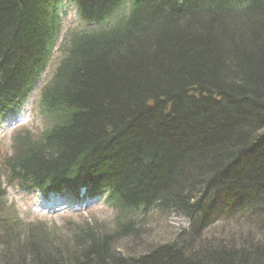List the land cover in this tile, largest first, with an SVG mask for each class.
<instances>
[{
    "label": "trees",
    "instance_id": "1",
    "mask_svg": "<svg viewBox=\"0 0 264 264\" xmlns=\"http://www.w3.org/2000/svg\"><path fill=\"white\" fill-rule=\"evenodd\" d=\"M59 1L0 0V107L27 93L43 71L55 41V18L46 13ZM71 1L86 14L95 7L98 14L112 13L124 1L130 7L105 32L79 37L42 90L48 120L53 88L66 92L68 125L54 131L44 119L39 134H16L10 155L0 161V264H264V244L248 229H263L264 238V218L245 215L258 207L264 212L260 203L211 215L208 199L189 205L170 190L183 159L204 150L216 157L222 211L220 200L234 189L264 186V0H220L223 9L214 12H232L235 29L206 23L193 9L176 24L168 18L179 7L175 0ZM146 1L154 15L145 12ZM43 37L49 44L39 43ZM192 86L197 99L188 96ZM79 165L87 182L78 180ZM101 177L109 180H96ZM7 186L46 199L60 190L78 199L84 188L92 197L107 194L111 227L93 218L69 224L60 235L40 222L24 223L4 205ZM154 210L178 213L188 227L167 243L118 252L117 240H137L140 221ZM216 215L231 232H211Z\"/></svg>",
    "mask_w": 264,
    "mask_h": 264
},
{
    "label": "bare ground",
    "instance_id": "2",
    "mask_svg": "<svg viewBox=\"0 0 264 264\" xmlns=\"http://www.w3.org/2000/svg\"><path fill=\"white\" fill-rule=\"evenodd\" d=\"M175 1L178 4L177 6H182V7L173 9L170 15L168 16V18H172L173 21L176 22V24H182L183 19L187 14L189 13L193 14L195 12L196 17L202 16V19L206 23L212 21L221 22V23L224 22L223 24L227 28H229L228 26H230V29L232 28L235 29V27H237V24L233 20H229L230 19L229 14H231L232 12L226 10L218 13L214 12L216 9H218L217 7L222 6L221 3L222 1L220 0H175ZM171 2L172 0H163L164 4H171ZM234 7L236 9L239 8L237 4H234ZM183 8L186 11H183L182 10ZM95 9L97 10V12L98 11L102 12V10H99V7L98 8L95 7ZM155 9H156L155 6H153L150 2L147 1L145 2V12L147 14L154 15V12L156 11ZM192 9L194 12L192 11ZM219 9H223V8L221 7ZM63 11H77L79 13L80 12L83 13L74 4H70L69 1L58 2L57 8H51L50 11L48 10V12L46 13L47 18L49 17L55 18L56 16H58L54 24L55 26H57V28L63 26L64 24L63 13H62ZM84 16L86 15L84 14ZM218 16H220L221 18H218ZM223 16H226V18H222ZM46 20L47 19H45L44 21ZM226 21H232V22L231 24H228ZM158 23H159L158 25H163V24L168 25L167 21H159ZM10 31H12V29ZM39 43L47 45L49 44V41L46 37L45 38L43 37L40 39ZM31 88H33L32 85L30 86V89ZM31 92H33V90H31ZM65 93L60 88L54 87L52 92L53 99L52 97H50L53 103L55 104V107L48 112V115L52 117L49 120H47V123L49 126L53 125L51 129H53L54 131L61 126L65 128V125H68L67 118L70 117L68 114V107L70 106V104L68 102L69 101L68 98L65 99L66 98ZM188 96H194L195 99L198 98V92H196V89L193 86L188 89ZM202 98H205L204 93L202 94ZM212 98H213V94H212ZM59 99L61 101H59ZM152 104H153L152 100L149 99L146 101V107L152 106ZM39 109L41 110V107ZM53 115H56V118ZM16 120L17 119H15L14 121ZM204 151H206L207 155L203 154L204 152L200 153L199 151H192L187 157L183 159V161L181 162L182 165L181 167H179L178 174L174 176V179L170 183V187H171L170 190L173 196L187 201L189 205H195L196 203L203 201L202 200L203 198H206L208 199L209 202L208 213L211 215L216 212L225 213L226 211H228V209H232L234 207H237L238 205L247 202L254 204L260 203L259 205L264 207V186L262 185L255 186L252 185L251 183H245L241 185L239 188L234 189L232 194L225 196L224 200H220L221 208L223 207V205H225V208L223 207V209H226L222 211L218 206L219 205L218 200L220 199V196L216 188L217 184L215 183L218 181L219 178L216 176V173L213 172V168H215L216 166V157H214V151L211 150H204ZM88 158L89 155H87L86 153L83 157V160H88ZM71 162H74V160H71ZM81 166L82 165H79L76 168V172L78 174V180L87 182L89 179L83 177L80 170ZM209 168L212 169L210 172H209ZM96 180L100 182H106L109 179L101 177ZM171 215L184 217L175 212L171 213ZM245 215L246 216L249 215L252 217L262 216L264 218V212H262L261 207H258L253 211H249ZM211 224H212L211 232L213 234L219 232L222 228L225 231L228 232L230 231L228 226L222 221V217L217 216L216 219H213V222ZM248 229L251 230L253 234H255L256 241H258L259 243L258 245L262 247L264 244V238L260 236H262L263 234V229H261L260 231V229L256 228L255 226H250ZM176 233L177 231L173 235H175ZM169 241L170 238L167 239L164 243H167ZM256 241L254 240L255 243ZM242 244H243L242 241L236 244L235 246L236 249L242 250L243 249ZM196 252L199 253L198 250ZM185 253L187 254L188 252ZM190 253L191 252L189 251L188 254Z\"/></svg>",
    "mask_w": 264,
    "mask_h": 264
},
{
    "label": "rangeland",
    "instance_id": "3",
    "mask_svg": "<svg viewBox=\"0 0 264 264\" xmlns=\"http://www.w3.org/2000/svg\"><path fill=\"white\" fill-rule=\"evenodd\" d=\"M66 26V24H63ZM65 27L61 29L63 32ZM45 80V78H44ZM35 115V114H34ZM15 119L11 117L9 121L3 124L0 123V161L1 157L9 153V144L11 130L20 125L23 128H29V124L34 122L32 120V115L29 112V108L20 114L18 121H14ZM37 125V122L35 123ZM39 131V130H38ZM3 132L5 133L3 135ZM36 132V131H35ZM34 132V133H35ZM9 134V135H8ZM37 200H39L36 197ZM6 205L12 206L14 209H20V215L26 218L27 221H43L45 223V227L50 229H54L57 233L63 234L62 228L69 221H79L83 219H91L97 218V222L99 220L105 222L108 227H111V213L108 209H106L103 205L97 204L93 207H90L86 211L83 209H67L61 208L58 210H51L52 208H43V205L34 204L29 198L25 195L15 194L14 191H10L8 188V196L5 201ZM9 207V206H8ZM82 207V205H81ZM10 209V208H8ZM31 210L33 214L31 213ZM151 217V216H150ZM149 217V218H150ZM99 219V220H98ZM143 225V229L139 234V238L137 240L132 239H118V243L116 244L117 251L125 255L128 249L133 248L131 252L142 251V246L144 245H152V243H163L167 239H171L174 237V233L186 226H188V220L181 216H173L170 215L166 217V215L161 214L159 216L153 215L150 219H146L141 221ZM154 245V244H153ZM137 246V247H136ZM130 252V253H131Z\"/></svg>",
    "mask_w": 264,
    "mask_h": 264
}]
</instances>
